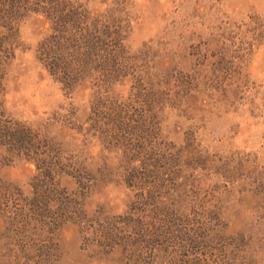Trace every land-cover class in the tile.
<instances>
[{
    "label": "rangeland",
    "instance_id": "obj_1",
    "mask_svg": "<svg viewBox=\"0 0 264 264\" xmlns=\"http://www.w3.org/2000/svg\"><path fill=\"white\" fill-rule=\"evenodd\" d=\"M0 264H264V0H0Z\"/></svg>",
    "mask_w": 264,
    "mask_h": 264
},
{
    "label": "trees",
    "instance_id": "obj_2",
    "mask_svg": "<svg viewBox=\"0 0 264 264\" xmlns=\"http://www.w3.org/2000/svg\"><path fill=\"white\" fill-rule=\"evenodd\" d=\"M83 30H87L86 28H84ZM87 33V32H86ZM78 34H82V32L80 31V33L77 30V33H68L66 34V36L62 38V42H60L61 44L59 45V57L58 59H64L66 57V59L69 58V56L67 57V55H69V53L71 51L75 52L77 55H75V58H78L79 56L81 57L80 60L84 61L85 58L89 57L90 53L95 51V47L92 43L91 40V32L83 35L84 40H80L81 42H79V38ZM79 38V39H78ZM61 49V50H60ZM65 52H66V56H65ZM74 53V54H75ZM73 54H71L72 56ZM89 59V58H88ZM51 64L53 65V67H55V69L57 68V70H61L63 68V66L61 67L60 65H58L56 63V60L54 58H52V62ZM65 66L67 64H64ZM68 68V67H65Z\"/></svg>",
    "mask_w": 264,
    "mask_h": 264
}]
</instances>
